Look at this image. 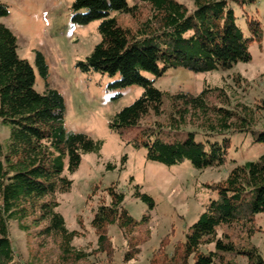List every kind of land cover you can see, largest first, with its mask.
I'll return each mask as SVG.
<instances>
[{
	"label": "trees",
	"instance_id": "obj_1",
	"mask_svg": "<svg viewBox=\"0 0 264 264\" xmlns=\"http://www.w3.org/2000/svg\"><path fill=\"white\" fill-rule=\"evenodd\" d=\"M187 1L191 8L180 0H73L71 20L81 25L98 21L99 41L78 62L82 70L117 76L111 84L117 88L142 89L114 114L109 128L134 129V146L145 149L148 161L170 166L188 160L203 170L224 163L233 133H251L252 143L264 144V126H257L264 99L248 105L233 101L224 86L209 85L197 94H169L156 88L154 80L168 67L211 72L248 62L249 46L260 43L262 31L257 19L245 20L244 31L228 0ZM7 14V6L0 3V17ZM117 15L129 16L133 25L120 24ZM35 67L44 80L42 92L34 88V67L18 56L15 35L0 23V122L9 127L6 143L0 142V264H20L10 240L12 222L25 233L51 238L61 264H80L87 253L73 245L78 232L66 227L57 210L58 196L71 187L67 173L78 168L83 154L98 153L102 141L65 127L64 98L48 84V66L39 51ZM148 116L154 120L142 125ZM207 186L217 197L204 206L184 240L170 254L157 249L151 264H233L228 254L264 264L254 246L239 243L241 234L250 238L260 230L256 220L264 214V153L237 163L226 178ZM134 187L133 196L152 209L153 198ZM98 190L92 188L88 201ZM103 190L90 220L99 251L110 249V226L131 235L149 218L134 219L115 184ZM130 243L124 262L138 255L137 243ZM211 244L213 250H202Z\"/></svg>",
	"mask_w": 264,
	"mask_h": 264
},
{
	"label": "rangeland",
	"instance_id": "obj_2",
	"mask_svg": "<svg viewBox=\"0 0 264 264\" xmlns=\"http://www.w3.org/2000/svg\"><path fill=\"white\" fill-rule=\"evenodd\" d=\"M72 1L0 0L8 9V14L0 17V23L15 35L18 56L34 67V88L38 92L44 90V80L35 67V51L44 56L48 66L47 82L64 98L65 127L102 141L98 153L83 154L78 168L67 173L72 181L71 187L58 196L57 210L66 227L78 232L73 245L87 253L86 260L80 264H151L157 249L170 254L175 243L184 240L188 227L204 206L217 197L207 185L226 178L237 163L257 159L264 153V144L252 143L251 133H233L224 163L203 170L193 168L188 160L170 166L148 161L145 149L134 146V129L115 132L109 128L114 114L132 103L142 89L137 85L117 88L111 85L117 76L108 77L81 69L78 62L83 61L99 41L98 21L84 25L73 23ZM180 1L192 7L191 2ZM228 2L237 16L236 22L244 31L245 20L259 21L262 39L260 43L250 44L252 59L239 62L226 71L195 72L183 67H168L154 80L156 88L169 94L179 91L197 94L206 85L224 86L232 94L233 101L253 105L264 99V0ZM117 19L122 25H133L127 15H117ZM236 75H239L238 81H235ZM147 76L152 78V75ZM163 102L167 107V97ZM153 120L154 117L148 116L142 125L151 124ZM257 126H264V110H261ZM8 135L9 127L0 122V142L3 145ZM110 184H115L124 194L123 206L134 219L141 221L143 215L149 218L147 223L133 231L132 236L110 226V249L99 251L90 220L98 197ZM135 185L153 198L155 205L152 209L133 196ZM94 186L99 190L88 201L87 196ZM256 223L260 230L250 238L241 234L239 243L254 246L264 258V214L257 216ZM9 234L15 259L20 264H61L56 243L51 238H38L33 231L25 233L15 222L9 225ZM134 241L138 255L124 262V254ZM213 249L214 244L202 248L205 252ZM227 256L233 264H249L245 256Z\"/></svg>",
	"mask_w": 264,
	"mask_h": 264
}]
</instances>
